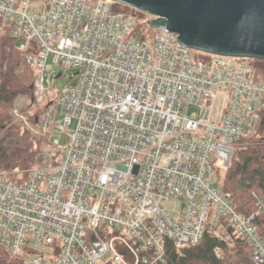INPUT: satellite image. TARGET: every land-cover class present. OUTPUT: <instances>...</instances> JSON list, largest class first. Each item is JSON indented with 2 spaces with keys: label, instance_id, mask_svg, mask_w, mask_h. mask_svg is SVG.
Returning <instances> with one entry per match:
<instances>
[{
  "label": "built area",
  "instance_id": "1",
  "mask_svg": "<svg viewBox=\"0 0 264 264\" xmlns=\"http://www.w3.org/2000/svg\"><path fill=\"white\" fill-rule=\"evenodd\" d=\"M30 2L41 10L27 12ZM117 4L0 0V31L12 30L35 70L32 95H18L10 116L43 145L17 180L0 173V246L21 264H162L165 241L181 255L205 236L234 237L264 264V200L253 194L256 210L242 217L211 179L259 128L258 60L196 62L165 28L137 41L142 13ZM68 70L76 84L55 91Z\"/></svg>",
  "mask_w": 264,
  "mask_h": 264
},
{
  "label": "trees",
  "instance_id": "2",
  "mask_svg": "<svg viewBox=\"0 0 264 264\" xmlns=\"http://www.w3.org/2000/svg\"><path fill=\"white\" fill-rule=\"evenodd\" d=\"M115 11H128L121 4ZM16 38L10 28L0 31V173H9L17 180L18 173L35 164L40 140L26 128L15 124L10 116L13 102L18 95H31L35 70L26 64L24 54L16 48ZM255 77L264 80V62L255 64ZM259 128L248 140L235 148L229 166L223 170L216 183L230 201L236 213L242 217L256 210L253 194L264 200V111ZM260 235L264 239V218L257 217ZM230 253L218 258L215 249L225 248L224 242L205 236L197 246L177 254L170 241H165V262L162 264H253L252 247L242 238H234ZM0 264H21L11 258L0 246Z\"/></svg>",
  "mask_w": 264,
  "mask_h": 264
},
{
  "label": "water",
  "instance_id": "3",
  "mask_svg": "<svg viewBox=\"0 0 264 264\" xmlns=\"http://www.w3.org/2000/svg\"><path fill=\"white\" fill-rule=\"evenodd\" d=\"M152 16L186 48L264 62V0H112ZM59 77V75H58Z\"/></svg>",
  "mask_w": 264,
  "mask_h": 264
},
{
  "label": "rangeland",
  "instance_id": "4",
  "mask_svg": "<svg viewBox=\"0 0 264 264\" xmlns=\"http://www.w3.org/2000/svg\"><path fill=\"white\" fill-rule=\"evenodd\" d=\"M41 10V6L40 4H37V3H32L30 2L29 3V7H28V10L27 12H38ZM149 18L145 15H139L138 17V20H139V23H138V26H137V30H135L133 32V35L132 37L135 38L137 41H142L143 37H145V35L149 34V35H153L154 34V30L149 28L148 26L145 25L146 21L148 20ZM145 25V26H144ZM17 46L21 44V41H17L16 42ZM17 48V47H16ZM20 52V51H19ZM21 53V52H20ZM25 56V55H24ZM191 57L194 61L196 62H199V63H205L206 61H208L209 59V55L205 54V53H201V52H197V51H191ZM25 60V58H24ZM27 64V63H26ZM76 71L75 70H68L66 72L63 73V77L61 79H54L53 80V88L55 89V91H61L63 89H65L66 87H69V86H72L74 84H76V78H73L72 80H69L70 77H72V75L75 73ZM32 95V94H31ZM31 95H27L28 97H30ZM54 112H55V115L56 117L58 118L59 117V113H60V107L58 105H55L54 104ZM40 109L38 107H28L27 108V114L30 116L33 115V114H37V112L39 111ZM217 111H218V108L215 107V110L213 112V119H215V117L217 116ZM193 112V111H191ZM34 136V135H33ZM35 137V136H34ZM36 138V137H35ZM65 138L66 136L63 135V134H60V133H57V132H54L52 134V141L53 140H58L59 141V144L61 147H63L64 143H65ZM37 139V138H36ZM39 140V139H38ZM43 149V145H42V141L40 140V147H39V151H42ZM37 153V154H38ZM34 166V165H33ZM32 166V167H33ZM31 167V168H32ZM30 168V169H31ZM29 170V169H28ZM27 171V170H26ZM26 171H23V172H26ZM21 172V173H23ZM223 172V171H222ZM222 173H220V170H217V165H216V168H215V173L212 174L211 176V179L213 182H216L218 183L221 179V175ZM164 205L170 210L172 211V215L173 217H176L177 216V211L179 209V206H177V204H174L172 201L171 202H167V203H164ZM225 248H220L216 251V255L218 258H222L226 253H230L232 251V248L234 247V244H233V241H234V237H230V238H225ZM9 255V254H8ZM10 256V255H9ZM11 257V256H10ZM12 258V257H11ZM109 258V256L106 257V259Z\"/></svg>",
  "mask_w": 264,
  "mask_h": 264
}]
</instances>
